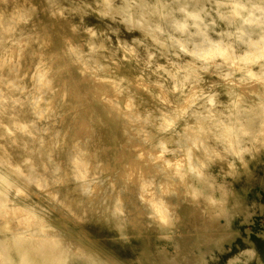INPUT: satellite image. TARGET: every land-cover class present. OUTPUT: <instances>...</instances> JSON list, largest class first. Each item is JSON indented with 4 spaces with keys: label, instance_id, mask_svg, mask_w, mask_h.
Returning a JSON list of instances; mask_svg holds the SVG:
<instances>
[{
    "label": "clouds",
    "instance_id": "obj_1",
    "mask_svg": "<svg viewBox=\"0 0 264 264\" xmlns=\"http://www.w3.org/2000/svg\"><path fill=\"white\" fill-rule=\"evenodd\" d=\"M0 264H264V0H0Z\"/></svg>",
    "mask_w": 264,
    "mask_h": 264
}]
</instances>
